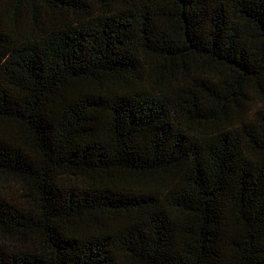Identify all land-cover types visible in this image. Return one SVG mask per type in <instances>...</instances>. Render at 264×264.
<instances>
[{
  "label": "trees",
  "instance_id": "16d2710c",
  "mask_svg": "<svg viewBox=\"0 0 264 264\" xmlns=\"http://www.w3.org/2000/svg\"><path fill=\"white\" fill-rule=\"evenodd\" d=\"M0 264H264V0H0Z\"/></svg>",
  "mask_w": 264,
  "mask_h": 264
}]
</instances>
